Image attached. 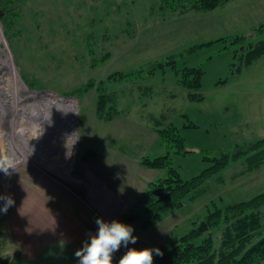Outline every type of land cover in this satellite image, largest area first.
Returning <instances> with one entry per match:
<instances>
[{"label": "rangeland", "instance_id": "1", "mask_svg": "<svg viewBox=\"0 0 264 264\" xmlns=\"http://www.w3.org/2000/svg\"><path fill=\"white\" fill-rule=\"evenodd\" d=\"M11 3V28L0 8V162L14 170L10 175L0 171V195L13 198L22 185L36 184L35 176L85 187L87 193L80 195L100 218L134 228L138 239L128 248L154 249L168 248L198 228L209 210L264 192V167L241 173L248 166L243 157L208 178L182 207L165 208L152 228L144 231L127 218L140 210L137 202L150 182L167 174L142 165L143 156L170 152L172 166L190 179L212 164L206 157L232 155L264 137V56L251 66L234 58L242 44L264 38L259 0H233L183 16H165L161 0ZM237 35L246 41L216 40ZM171 57L174 64L157 67ZM184 67L202 69L198 90L178 82ZM117 71L131 74L108 80ZM90 80L94 86L81 92ZM100 81H106L105 92L115 103L114 109L112 101L106 107L113 111L109 120L96 112ZM190 92L201 98H191ZM65 123L69 139H63ZM169 123L178 128L185 152L169 149L155 130ZM89 149L97 158L84 161ZM69 150L71 160L64 166ZM9 211L0 213V264H11L20 252L9 243ZM222 229L223 224L207 229L196 242L211 234L219 248ZM128 248L121 246L112 264H119ZM66 256L49 253L46 263L61 264Z\"/></svg>", "mask_w": 264, "mask_h": 264}, {"label": "trees", "instance_id": "2", "mask_svg": "<svg viewBox=\"0 0 264 264\" xmlns=\"http://www.w3.org/2000/svg\"><path fill=\"white\" fill-rule=\"evenodd\" d=\"M228 1L230 0H161V7L168 10L165 16L168 13L173 16L176 13L182 15L193 11L203 12L214 10ZM11 2L12 0H7L0 4V8L4 9L2 20H4V24H7L9 28L13 27V23L10 21L12 17ZM261 27L264 30V25ZM216 40H221L225 43L230 40L229 45L240 41L241 43L239 44H242L245 37L237 35L222 37ZM263 54L264 39L255 44L248 43V46L242 44L239 49L235 50L234 58L237 56L243 65L248 66ZM170 63H175L174 57L167 59L165 62H159L157 67H163ZM154 69H150V71H154ZM130 74L128 72L117 71L110 74L108 80H122ZM202 76L203 71L200 67H184L180 73L178 82L190 90H198L202 85ZM104 82L106 81H100L96 87L98 90L96 112L99 118L109 120L113 117V111H107L106 107L112 99L105 92ZM94 83V80H90L80 87V91H88L94 86ZM189 96L191 98H201L199 94L193 92H190ZM113 106L115 107V103L112 101L110 108L114 109ZM155 130L166 142L169 149L176 148V151L185 152L184 139L180 136L178 128L174 124L169 123L167 127L162 128L155 125ZM262 144H264V139H260L258 143L256 142L232 155L223 153L221 156L206 157L212 164L206 167L200 175L190 179H183L180 172L172 166V161L169 156L170 152L154 158L143 156L141 158L142 165L152 169H166L167 174L164 177L152 181L148 188L141 193L137 202L140 210L128 214V220L137 223L144 231L150 229L155 223L161 220L162 211L165 208L182 207L193 191H197L208 178L218 174L232 161L246 157L245 160L252 169L258 164H261L264 159V145ZM246 154L247 156H243ZM96 155L95 151L89 149L82 158L84 161H87ZM263 207L264 192H261L252 199L217 207L213 211L209 210L204 218L208 229L210 230L223 224L219 248H215L214 239L211 234L206 236L200 243H197V239L203 232L199 231L197 227H194L171 243L168 248L161 246L159 249L164 254L162 257L155 255L153 257V264L263 263L264 213L261 211ZM11 264H21L20 252H16L13 255Z\"/></svg>", "mask_w": 264, "mask_h": 264}, {"label": "crops", "instance_id": "3", "mask_svg": "<svg viewBox=\"0 0 264 264\" xmlns=\"http://www.w3.org/2000/svg\"><path fill=\"white\" fill-rule=\"evenodd\" d=\"M231 1L233 0L221 6ZM259 6L261 9L264 8V0H259ZM183 15L185 14L179 16ZM263 56L264 54L250 66ZM260 136H264V133ZM95 158L97 156L89 160ZM261 167H264V159L261 164L255 166L254 171L258 173ZM250 170L252 168L247 166L241 173L254 172ZM63 172V175L67 176V172ZM80 174V172L77 173L78 176ZM35 177L36 184L22 185L13 196L15 204L10 207L5 223L10 246L18 248L24 264L30 262L51 264L46 263L49 253L61 256L65 252L68 256L61 264H78L75 252L83 246L86 240L90 239V235L96 234L98 230L95 220L99 216L93 211L90 203L80 195L81 193L86 194L87 190L79 186L68 188L45 176ZM118 251L120 252V249Z\"/></svg>", "mask_w": 264, "mask_h": 264}, {"label": "clouds", "instance_id": "4", "mask_svg": "<svg viewBox=\"0 0 264 264\" xmlns=\"http://www.w3.org/2000/svg\"><path fill=\"white\" fill-rule=\"evenodd\" d=\"M10 159V158H9ZM10 169L0 162V171L10 175ZM0 213H7L8 209L14 206L15 201L11 195H0ZM98 230L96 234L90 235V239L83 243V246L75 252L78 264H112L113 254L121 246L128 248L129 244H135L137 237L133 235L134 228L131 225L121 223L117 220L106 222L102 218L95 220ZM153 253L163 256L159 248H128L127 252L119 260V264H153Z\"/></svg>", "mask_w": 264, "mask_h": 264}, {"label": "bare ground", "instance_id": "5", "mask_svg": "<svg viewBox=\"0 0 264 264\" xmlns=\"http://www.w3.org/2000/svg\"><path fill=\"white\" fill-rule=\"evenodd\" d=\"M1 49V48H0ZM66 124V123H65ZM65 126V129H64V131H66V133H65V135L63 136V137H61V138H63V139H67L69 136L67 135L68 133H67V131L69 130V127H67V124L66 125H64ZM69 139V138H68ZM71 147V146H70ZM69 152V156H67V155H65L66 157H67V160H66V162H65V164H64V166H68L69 165V161L71 160V156H72V153H71V150H69L68 151ZM68 152H67V154H68ZM67 168V167H66ZM66 168H62V169H66Z\"/></svg>", "mask_w": 264, "mask_h": 264}, {"label": "water", "instance_id": "6", "mask_svg": "<svg viewBox=\"0 0 264 264\" xmlns=\"http://www.w3.org/2000/svg\"><path fill=\"white\" fill-rule=\"evenodd\" d=\"M208 229V225L206 224V222L205 221H203L202 223H201V225L198 227V230L199 231H206Z\"/></svg>", "mask_w": 264, "mask_h": 264}]
</instances>
